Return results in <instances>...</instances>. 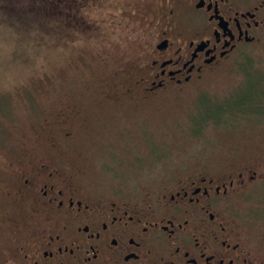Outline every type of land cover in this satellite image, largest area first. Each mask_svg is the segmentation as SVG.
I'll return each instance as SVG.
<instances>
[{
    "label": "rangeland",
    "instance_id": "1",
    "mask_svg": "<svg viewBox=\"0 0 264 264\" xmlns=\"http://www.w3.org/2000/svg\"><path fill=\"white\" fill-rule=\"evenodd\" d=\"M59 1L0 0V230L17 213L12 172L43 157L62 158L94 188L138 194L202 169L221 177L264 165V47L246 48L183 88L145 93L134 84L135 43L88 31L74 23L86 11ZM42 6L46 27L20 20L26 7ZM104 13L91 16L110 21ZM238 201L264 254V174Z\"/></svg>",
    "mask_w": 264,
    "mask_h": 264
},
{
    "label": "flooded vegetation",
    "instance_id": "2",
    "mask_svg": "<svg viewBox=\"0 0 264 264\" xmlns=\"http://www.w3.org/2000/svg\"><path fill=\"white\" fill-rule=\"evenodd\" d=\"M60 3L86 11L74 23L88 31L135 43L134 84L145 93L183 88L246 48L264 47V0ZM95 10L112 19L92 17ZM62 127L65 135L72 128ZM60 161L43 157L12 172L17 213L0 230V264H264L234 208L263 164L221 177L185 173L138 194L94 188Z\"/></svg>",
    "mask_w": 264,
    "mask_h": 264
},
{
    "label": "trees",
    "instance_id": "3",
    "mask_svg": "<svg viewBox=\"0 0 264 264\" xmlns=\"http://www.w3.org/2000/svg\"><path fill=\"white\" fill-rule=\"evenodd\" d=\"M60 2V1H59ZM38 4H40V3H37V5ZM35 6V5H34ZM42 7H45V6H42ZM26 9V12H28L26 15H24L23 17H21V21H23V23H25V24H27L28 26L30 25V26H32V25H34L35 23L36 24H38V26H40V25H43L44 27H46L47 25H45V24H42V22H40L41 21V19H40V12L41 13H43V12H47L46 11V7L45 8H42V9H40V10H30V8H25ZM50 30H53L54 31V33H57V31L56 30H54V29H52V28H50ZM246 76H247V79H249L251 76H252V74H250V73H246ZM257 78V82H256V85L257 86H259V89H261V83L262 82H260L261 80H259L260 78H258V77H256ZM250 80V79H249ZM259 81V82H258ZM253 85V84H252ZM254 86V85H253ZM252 86V87H253ZM255 87V86H254ZM242 106L243 105H245V104H247V105H251V104H249V103H245V102H241L240 103Z\"/></svg>",
    "mask_w": 264,
    "mask_h": 264
}]
</instances>
